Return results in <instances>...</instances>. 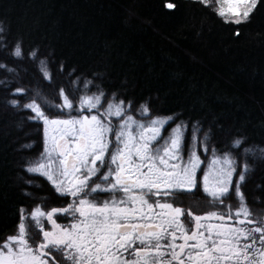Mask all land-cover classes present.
<instances>
[{
  "label": "trees",
  "instance_id": "16d2710c",
  "mask_svg": "<svg viewBox=\"0 0 264 264\" xmlns=\"http://www.w3.org/2000/svg\"><path fill=\"white\" fill-rule=\"evenodd\" d=\"M168 2L176 7L166 8ZM216 7L215 0L211 6L199 0H0V243L17 228L22 209L62 205L46 178L25 170L44 147L43 123L22 107L37 88L56 105L64 88L77 107L82 95L102 89L107 106L115 93L116 102L133 101L127 114L136 119L147 102L151 117H174L164 136L184 122L189 143L196 124L198 136L209 133L211 139L207 152L198 149L205 167L213 147L222 152L245 137L235 155L243 162L244 147L255 155L248 158L252 171L242 193L251 218L264 217V0L239 26L226 24ZM17 41L21 57L12 55ZM34 49L33 59L28 53ZM41 59L51 82L40 71ZM17 88L22 93L11 95ZM13 99L19 107L8 103ZM65 113L46 112L57 118ZM184 194L202 199L199 190ZM229 199L239 206L234 186Z\"/></svg>",
  "mask_w": 264,
  "mask_h": 264
},
{
  "label": "snow or ice",
  "instance_id": "6c2138e0",
  "mask_svg": "<svg viewBox=\"0 0 264 264\" xmlns=\"http://www.w3.org/2000/svg\"><path fill=\"white\" fill-rule=\"evenodd\" d=\"M199 2L211 6V0ZM215 3L216 15L239 26L250 20L258 0ZM164 6L176 7L171 2ZM12 55L22 56L20 41ZM37 55L35 49L28 53L33 59ZM39 66L51 82L46 59ZM21 93L17 88L11 95ZM58 95L62 103L56 105L37 88L22 106L34 114L29 119L44 125L43 151L25 170L46 178L55 193L71 197L72 202L46 211L43 204L35 207L30 214L38 229L35 237L22 209L17 233L0 243V264H49L55 254L61 255L59 264H264V221L251 218L242 193L252 171L248 158L255 151L244 147L243 162L235 155L245 137L234 138L222 152L213 147L205 167L198 149L207 152L211 139L209 133L201 139L197 133L202 129L196 124L189 143L184 122L164 136L174 117H151L147 102L137 109L141 119H136L127 114L133 101L127 106L122 100L116 102L115 93L107 106L102 89L82 95L78 107L64 88ZM8 103L20 106L16 99ZM53 108L61 115L67 110V118L47 115ZM73 110L77 115L71 114ZM113 118L119 123L113 124ZM259 152L264 158V148ZM201 186L209 198L205 206L219 210L195 214L176 205V193ZM233 186L239 206L225 210ZM60 216L70 217L71 222L58 223Z\"/></svg>",
  "mask_w": 264,
  "mask_h": 264
},
{
  "label": "rangeland",
  "instance_id": "374dc122",
  "mask_svg": "<svg viewBox=\"0 0 264 264\" xmlns=\"http://www.w3.org/2000/svg\"><path fill=\"white\" fill-rule=\"evenodd\" d=\"M65 115H66V116H64V118H67V113H65ZM200 174L202 175V171H201ZM196 190H199V191H200V193H201V195H202V199L197 200V199H194V198L190 197V196L187 195V194H184V193H193V192L196 191ZM55 194L58 196V199L60 200V202H62V205L54 206V205H52V204H47V205H44V204H43V205H44V210H45V211H46V210H50V208H52V207H66L69 203L72 202V198H71V197H67V198H65V197L61 196L60 194H57V193H55ZM183 194H184V196H182L183 198H179V197H177V195H179V192L176 193V194H175V202H176V205H177V206H180V207L184 208L185 210H189V209H191V210H193V211L195 212V214H203L204 212L209 211V210H219V209H209L208 207L205 206V202H206L209 198H208V197L206 196V194L203 192V188H202V186L199 187V188H194L191 192H183ZM184 198H186L185 201L182 200V199H184ZM100 199H104V198H100ZM63 203H64V204H63ZM198 203H199V206H197ZM37 206H39V205H36V206H34V207H31V208L23 209V215L26 216V217H28V221H27V223H29V224L32 225V227H31V229H30V235L33 236V237L36 236V233L38 232V229L35 227L34 222H31L30 214H31L32 210H33L35 207H37ZM224 206H225V210H227V208H228L229 206H231V207L233 208V211L235 210L236 207H238V205L235 204V203H232V202L230 201V199H229V200H228V199H225V201H224ZM21 215H22V213H21ZM253 217H254V216H253ZM252 219H254L255 221H258V222H260V221H264V217L256 218V216H255V217L252 218ZM57 222L60 223V224H62V225H67V224H69V223L71 222V218H70V217L65 218V217H63V216H60V217L58 218ZM19 223H20V222H19ZM47 227H50V226H47ZM17 230H18V226H17V228L15 229V231H14L12 234H10V235H14V234H16V233H17ZM41 239H42V237H41ZM35 242H36V243H39V239H36ZM2 243H3V242H2ZM59 255H60V254H59ZM59 260H60V258H59V256H58V254H55V260H53V259L50 258V260H49V264H59Z\"/></svg>",
  "mask_w": 264,
  "mask_h": 264
}]
</instances>
